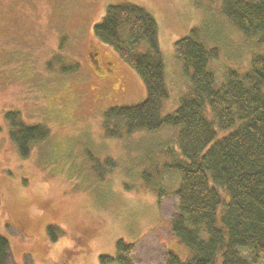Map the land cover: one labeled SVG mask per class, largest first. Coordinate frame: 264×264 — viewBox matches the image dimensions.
Masks as SVG:
<instances>
[{
	"label": "rangeland",
	"instance_id": "374dc122",
	"mask_svg": "<svg viewBox=\"0 0 264 264\" xmlns=\"http://www.w3.org/2000/svg\"><path fill=\"white\" fill-rule=\"evenodd\" d=\"M224 1L0 0V235L19 263L25 257L27 264H62L88 226L94 231L87 251L74 264H118L100 257H116L120 239L135 244L132 264H164L169 250L184 261L191 256L172 229L180 175L171 165L185 161L180 127L127 133L125 122L107 119L110 108L145 100L147 88L111 45L96 38L94 26L110 5L134 4L154 16L169 92L166 115L192 91L176 59L180 38L196 31L206 47L218 48L210 61L217 84L227 68L245 73L253 55L263 53L259 39L227 18ZM135 51L150 52L146 41ZM10 111L48 130L26 157L11 135ZM216 128L217 138L226 134ZM7 219L24 228L6 233Z\"/></svg>",
	"mask_w": 264,
	"mask_h": 264
},
{
	"label": "trees",
	"instance_id": "16d2710c",
	"mask_svg": "<svg viewBox=\"0 0 264 264\" xmlns=\"http://www.w3.org/2000/svg\"><path fill=\"white\" fill-rule=\"evenodd\" d=\"M223 10L245 36L259 39L264 46V0H225ZM153 17L138 5H110L95 24L94 34L135 69L147 88L145 100L112 107L107 119L125 122L127 133L180 127L178 144L185 161L171 165L180 175L173 191L178 212L172 217V229L192 254L184 261L169 250L164 264H219V256L220 264H264V50L253 55L250 70L240 73L227 68L223 82L217 84L210 61L219 55L218 48L206 47L195 37L196 31L180 38L174 48L176 59L192 91L173 112L162 115L169 92ZM144 41L150 52H136ZM6 117L25 157L34 141L48 135L43 126L21 121L17 111L7 112ZM216 127L226 134L217 138ZM134 246L120 239L118 255H101L100 259L132 264ZM10 255V242L0 235V258L7 261Z\"/></svg>",
	"mask_w": 264,
	"mask_h": 264
},
{
	"label": "flooded vegetation",
	"instance_id": "af4514ba",
	"mask_svg": "<svg viewBox=\"0 0 264 264\" xmlns=\"http://www.w3.org/2000/svg\"><path fill=\"white\" fill-rule=\"evenodd\" d=\"M96 53L97 52L91 53V56H94L96 66L99 68L100 64H99V60L96 58V55H97ZM11 226L15 227L16 229L18 228L20 231H22V229L24 228L22 223H18V222L10 223L7 219V222L3 223V225H2L3 231H5L7 233V229ZM93 231H94L93 228L89 227V226L85 227L83 230H81L80 234L78 235V237L76 239L77 245L76 246L72 245L71 248H68V254L66 256H64L62 264H74L75 263L74 261H77L78 259H80L79 253H83V252L87 251L89 238L92 235ZM10 249H11V244H10ZM10 258H11V261L13 264H27L25 257H24V260L22 261V263H19L14 258L13 254H12V249H11ZM9 261H10V259H8L6 261V259L0 258V264H9L8 263Z\"/></svg>",
	"mask_w": 264,
	"mask_h": 264
}]
</instances>
